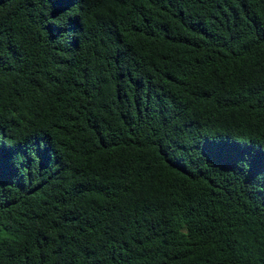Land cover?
I'll return each instance as SVG.
<instances>
[{
    "label": "trees",
    "instance_id": "obj_1",
    "mask_svg": "<svg viewBox=\"0 0 264 264\" xmlns=\"http://www.w3.org/2000/svg\"><path fill=\"white\" fill-rule=\"evenodd\" d=\"M0 264H264V0H0Z\"/></svg>",
    "mask_w": 264,
    "mask_h": 264
}]
</instances>
